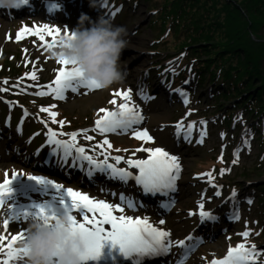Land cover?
Wrapping results in <instances>:
<instances>
[{
    "label": "rangeland",
    "instance_id": "1",
    "mask_svg": "<svg viewBox=\"0 0 264 264\" xmlns=\"http://www.w3.org/2000/svg\"><path fill=\"white\" fill-rule=\"evenodd\" d=\"M60 1L65 5V13L59 14L62 16L65 15L64 17L69 15V17L75 20L76 23L73 21H62L60 18H58V22H54L53 18H48L46 16L44 18L37 15L23 19H10L7 18L9 9L0 8V70L7 71L8 68L6 69V67L14 66L19 71V74H22L20 78L15 79L3 76L4 78L0 80V126L3 125L5 127L7 122L14 124L12 139H17V142L14 143L12 149H9L8 151L6 150V143L3 141L2 146H0V154L5 153V155L9 156L14 153L17 147L24 149L23 152H20L17 155V159L15 158V160L12 161L8 160L7 165H2V162H0V183L6 178H11L13 174H16L14 178L19 179H35V176H40L43 177L44 180L50 182L57 181L61 183V181H64L61 175H51L41 167L43 165L42 161L46 159L49 154V148L47 147L49 129L58 133L68 134L86 128L89 129V131H93L87 133L78 132L77 144L81 141L87 152L92 155L94 154V156L97 157L100 152L104 151V149L99 147V144L104 140L105 136H107L110 142H124V144H122V152L125 149V142L128 145L127 147L130 146L133 149H138L143 145L144 147L152 148L163 147L168 149L170 147L171 151L173 146H169L168 142L170 140L174 142L175 140L172 135V131L173 133L175 132V127L173 126V129L171 127L173 124L176 125L183 120L195 121L201 125L203 120L208 119L210 127L207 128L206 144L203 147L195 146V149H184L182 151V155L185 156L183 157V160L185 161H183L184 165L182 164L183 172L180 179L183 193L181 195V200L177 203L175 209L177 211H175L173 215L168 216L167 222L161 226L169 228L171 231V240H174V242L183 239L187 233L192 231V229H195L198 223V215L196 214V216H193L191 215V212L199 213V211H201V201L204 203V209L221 205L225 201L226 195H230V193H226V180H233L240 185L237 186V188H243L244 191H246V187H253L250 191L256 193L257 198L254 204H251V206L248 205V208L243 209L245 217L240 221L239 226H236L233 232L229 233V235H225L221 238L223 240L222 243L225 247V251L230 247L237 246L241 243H247L249 246L255 244L259 250H264V241H261L260 238L257 239L258 234L261 231H264V138L262 137L264 133V121L259 123L260 126H257V123L253 124L246 118L243 109H239L238 113L234 116L232 126L236 124L235 127H232V129L222 127V125L218 124V119L224 117V112L228 107L229 109L234 108L235 106L233 104H236V102L232 103V101H227L225 98L220 99L219 102V98L216 101L211 100L213 93L210 83H206L198 91H191V93H189L191 95L190 105H183L175 99L168 101L165 96H160L159 99L153 101L152 98L154 95L152 92L155 93L157 90L155 86L158 83L161 84L162 87L165 85L168 90L170 89V91L175 93H177L178 90L183 89L182 87L173 86L172 83H165L164 78L167 79L169 75L171 78L174 76L177 77L183 70L188 73V81L191 82H195V76L190 68L191 63L186 62L184 64V61L181 60L179 54H173L171 52L173 57L170 58L166 53L168 50H164L163 53H158L156 51L155 45L159 44L158 37L162 33L158 27L155 28L153 26L156 15L155 13H151V4L149 1L147 3L145 0H139L136 8H132V6L125 1L120 2L119 0H112L113 4L110 6L105 0H96V3L100 4L103 8H105L103 6L104 4L108 8L104 9L106 13L109 10V14L107 13L105 16L110 15L111 18H114L116 25L124 26L127 29V39L131 43H143L140 45L139 50L133 48L134 51L131 53V56H129L130 59H133L135 62L138 61V63L130 65L129 61L123 55L121 58V65L126 74L122 80L115 82L106 88L91 89L79 86L75 92L67 90L68 93L64 94L63 99H55V94L49 92L48 89L43 86L55 80V77L58 74V69L63 67V65L59 64L57 59L49 55V49L44 46V43L40 41L38 36L25 33L22 34L20 40H17L16 35L25 26L35 29L38 25L43 24L60 27L62 30L61 35H64V30L67 27L75 28L77 26L79 17L83 13H87L92 19L97 21L101 17V15H96L94 12L84 10L86 9L85 5L88 3L84 5L83 11H80V5L82 3L69 6L68 4L74 0ZM44 2L45 0H42V3ZM87 2H90V0H87ZM229 2L237 5L244 16L248 18L247 21L250 29L252 28L257 33L264 36V33L254 24H258L255 17H250L247 14L246 8L239 3V0H229ZM263 2L264 0L262 3ZM117 3H119V6H117ZM121 4L126 5L125 10H122ZM2 12L7 16H3ZM72 12L74 13L72 14ZM252 35L256 37L255 32L252 33ZM163 36L165 40L160 44H165L168 39L171 42L169 46L172 48L173 46L176 47L177 37L175 34L167 39L166 33L163 34ZM48 39L50 40L51 38ZM141 56H143V61L141 60ZM20 64L24 67V64H30L31 72H36L37 79L33 80L30 75L25 76L24 69ZM135 74H139L141 80L134 88V85H132V77ZM5 80H7V83H5ZM160 80H162L163 83H161ZM125 88L131 90L130 101H125L122 96L114 95V93ZM5 89H7V91H5ZM22 90L32 97H45L49 104L55 105V107L51 109L52 111L60 113L59 111L63 110L65 111V114L70 117L75 114L77 117V124H75L74 128L72 127V129L68 131L66 129V123L62 126L59 123V121H61L60 118L56 117L54 121L49 112L41 111L43 107H49L51 105L35 106L31 103L29 104V110H31V112H25L21 121L18 122L15 120L17 119V116L15 117L16 112L12 113V111L16 110V108L14 109V106L17 105V102L14 100L10 104L4 103L5 105H3L2 102L7 97L18 95ZM150 90L151 93L149 92ZM41 91L47 92L48 94L39 95ZM180 92L181 91H179V93ZM193 93L194 95L192 96ZM144 95L152 97L146 100V102L150 103V106L153 109L152 111L145 110L144 115L146 118L141 126L133 127V129L127 132L118 130L117 132L107 134L95 130V121L98 119L99 109L108 108L110 110H116L120 103L128 102L129 104H134L137 106L138 110H140L141 107L146 106L144 105L145 101H142V96ZM114 98L117 103H109V101ZM28 99L34 101L31 97ZM53 100H55L56 103ZM146 108H149L150 110L149 106H146ZM161 108L162 111L155 112V110L157 111ZM189 112L192 113L191 116L188 115ZM156 114L159 116L155 118L154 115ZM99 115H103V113H99ZM153 116L154 120L152 118ZM179 118L182 119L178 121ZM78 123L83 124L80 125ZM35 129L38 130L36 131ZM63 129H65L66 132H63ZM137 129H147L149 135H151L153 139L151 141L136 140L134 143H131L134 141V139H131V142H128L130 138L134 137L132 131ZM88 134L93 137L91 143H94V147L87 146L83 142V138ZM46 139L47 142H45ZM59 139L70 140L71 136L62 134L59 135ZM243 141H247L246 147L239 152L238 162L233 163V161L236 160L237 150ZM249 143L251 145L250 148L248 146ZM50 146L52 150H54L55 146ZM114 146L119 147L120 144L115 143ZM104 147L107 148L106 145ZM60 153L62 152L60 151ZM133 153H135V155H133ZM29 155V159L26 160ZM146 155L147 153L143 151L135 150L129 154H123L122 156L125 157L124 162L126 163V160L129 157L138 159L143 158ZM216 157L220 159L223 157V165L213 168L211 166ZM103 158L105 159L104 155ZM124 165L127 167V163ZM200 169L205 170L200 171ZM224 169H230V171L225 172ZM209 172L214 176V183L217 187H213L212 177L204 175ZM245 174L246 177H252L247 179L244 177ZM73 185L79 191L86 192L113 204H120L118 199L111 198L110 195L114 196L113 193L108 195L100 192H92L88 188H85L80 182ZM219 186L224 187L226 190V192H224L225 197L221 199L216 197L217 192H219ZM206 189H211V191L215 193V196L214 194L209 193L207 197H202V193ZM36 193L37 192L33 194L35 199L38 200L43 198L42 195ZM212 198L214 199V202H211ZM125 200L127 201L129 199L126 198ZM124 213H130L133 217L142 216L140 213L137 214L126 207H124ZM28 222L29 220L23 217L22 221L15 222L11 225L7 235L10 237L11 235H14L16 231L27 229ZM249 229H251L252 235L249 236V239H246L241 233L248 231ZM5 232V229L4 232H2L0 225V235H5ZM229 236H232V238L229 239ZM209 242L210 243L202 247V251L196 257L190 260V264H207V262H211L213 258L224 254L225 251L222 253L216 251L220 242ZM16 246L19 247L20 242H17ZM3 258L4 255L0 254V259ZM261 259L264 261V256H261ZM18 264H22V262H18Z\"/></svg>",
    "mask_w": 264,
    "mask_h": 264
},
{
    "label": "snow or ice",
    "instance_id": "2",
    "mask_svg": "<svg viewBox=\"0 0 264 264\" xmlns=\"http://www.w3.org/2000/svg\"><path fill=\"white\" fill-rule=\"evenodd\" d=\"M61 28L55 27L49 24H43L38 26L35 29L25 26L20 30L16 35V39L20 40L22 34H34L39 37L40 41L44 43L48 49L53 48L60 41L61 37ZM69 34L65 30V34ZM48 38H51L50 40ZM26 51V50H25ZM58 63L64 67L58 69V74L55 77V80L47 85L43 86L48 89L49 92L55 94L56 97L63 99L64 93L68 89L76 91L77 87L84 86L91 89H98L100 85L95 80L89 79L84 76L82 69L75 66L73 62L68 60H58ZM31 76L33 80L37 79L36 72L25 73V76ZM191 81H189L190 83ZM7 83V80H5ZM7 91V89H5ZM181 91L182 94L186 97L185 103H191L190 95L188 93ZM47 92L41 91L39 95H47ZM116 96H122L125 101L131 100V90L119 91L114 93ZM143 98L148 100L152 97L144 95ZM111 104H116V99L109 101ZM55 105L49 107H43L41 111L49 112L52 119L55 121L57 117V112L52 111ZM103 113V115H99ZM189 116L192 115L191 112L188 113ZM144 117L141 112L138 110L137 106L134 104H129L127 102L120 103L116 110H110L108 108H101L98 111V119L95 121V130L100 133H114L119 131L127 132L130 129H133L134 125H138ZM61 126L65 121H59ZM204 127L201 129L200 143L204 142V138L207 135V121L202 122ZM178 132L177 135L180 136L185 133L184 121L181 120L176 125ZM196 129V122L193 121L190 127L187 129V136L185 137L191 141L192 134ZM78 132L87 133L88 129H80ZM78 132L68 133H58L52 129H49L48 135V144L56 146L54 148L55 153H59L63 149V154L65 160L73 153H79L77 159L81 161V167L83 166L82 162L87 160L90 162V165H94L95 168L99 171H109L110 176L115 177L116 179L127 182L131 179H135L139 185H141L146 193L150 194H169L177 190V181L180 178L182 171V165L180 159L176 155H172L165 149L161 147H144L141 145L140 148L136 151H143L148 153L146 159H134L129 157L126 160L128 168L118 167L119 162L125 161V157L116 156L113 159L117 161L116 164L109 163L108 157L110 153L108 152L109 148H112L111 142L105 136L104 140L99 144V147L104 149L101 153L105 156L103 161L98 160L92 155H88L85 147L78 146L77 136ZM70 135V140H61L58 139L59 135ZM132 135L141 141H151L153 137L149 135L147 129H137L132 131ZM226 135V134H225ZM85 139L92 140V136H85ZM247 143V141H246ZM107 145V148L104 146ZM249 148L251 147L249 143ZM117 151H120L117 149ZM127 151V149H124ZM239 149L236 153V160L233 163H237L239 160ZM135 155V153H133ZM223 160V157H221ZM75 166V165H73ZM131 168H136L139 170V174L135 175L130 170ZM91 173V169H89ZM225 172L230 171V169H224ZM16 174H13L11 178H6L2 183H0V208L5 204L4 197L12 191L10 185L12 179ZM204 175L212 177L213 187H217L214 183V176L211 172L205 173ZM35 179L40 182H44V178L40 176H35ZM57 187H62V185H57ZM220 192H217V195H222V186ZM67 192L71 197L74 205L79 208L83 206L88 210L90 215H85L83 222L77 220L76 216H72V229L76 232H79L84 236L87 242V248L83 253L84 261L90 259H97L101 256L102 250L104 247V242L106 240H111L115 244L120 246V251L124 257L128 260H131L133 264H144V261L149 258H157L160 256L167 255L172 247L173 241L171 240V233L168 230H165L162 227H158L149 221L147 216H131L124 213V207L119 204H113L107 202L103 199H97L96 197L90 196L86 192L74 190L73 188H67ZM206 195V193H205ZM238 193L233 192L230 199L235 200ZM120 199L123 201L125 197L121 195ZM252 200H249V203H252ZM129 208H134L135 204L132 199L127 201ZM163 207H169L168 203H165ZM200 216L202 222H217L220 218L214 215L213 212L204 210L203 201L200 202ZM197 213L192 212L191 215L195 216ZM38 217H43L44 219H52L53 216H49L44 207H40L39 212L37 213ZM233 219H240L238 212H234ZM9 218L4 220L5 229H9ZM164 221L160 220L159 224H163ZM110 225V230L106 227ZM27 230L22 229L16 231L14 235L10 237L5 235H0V254L4 255L3 259H0V264H18V262L24 261L27 257V249L22 247V242L26 239ZM245 238L252 235L251 229L241 233ZM196 239L194 236L187 237L186 240L176 241L175 244L179 247L185 248L186 252L182 257L181 261L178 264H186V261L191 255V251L195 248V244L189 245L188 241ZM230 239V237H229ZM6 242V243H5ZM17 242H20V246L17 247ZM264 256V250H259L257 245L252 244L249 246L247 243H241L236 247L230 248L227 256L224 259H216L212 264H264V261H261L259 258ZM206 259V258H205Z\"/></svg>",
    "mask_w": 264,
    "mask_h": 264
},
{
    "label": "trees",
    "instance_id": "3",
    "mask_svg": "<svg viewBox=\"0 0 264 264\" xmlns=\"http://www.w3.org/2000/svg\"><path fill=\"white\" fill-rule=\"evenodd\" d=\"M148 1L156 13L155 27L162 34L169 31V37L173 34L177 37L176 47H170L167 39L161 49L191 51L198 59L195 71L201 82L224 84L223 98L244 106L252 117L264 112V36L249 28L248 18L237 5L229 0ZM262 1L239 0V3L250 17H255L258 24H254L264 33ZM254 32L256 37L252 35ZM7 68L8 72L0 70V76L19 73L14 66ZM231 115L226 121H231Z\"/></svg>",
    "mask_w": 264,
    "mask_h": 264
},
{
    "label": "clouds",
    "instance_id": "4",
    "mask_svg": "<svg viewBox=\"0 0 264 264\" xmlns=\"http://www.w3.org/2000/svg\"><path fill=\"white\" fill-rule=\"evenodd\" d=\"M29 0H0V8L22 9ZM92 6L97 7L96 0ZM63 35L49 55L57 60H68L82 69L85 77L106 88L122 80L125 71L121 65L123 53L130 41L127 29L116 25L114 18L102 15L94 20L81 14L77 26ZM73 214H56L52 219L37 217L29 220L24 264H83L87 242L72 229Z\"/></svg>",
    "mask_w": 264,
    "mask_h": 264
},
{
    "label": "bare ground",
    "instance_id": "5",
    "mask_svg": "<svg viewBox=\"0 0 264 264\" xmlns=\"http://www.w3.org/2000/svg\"><path fill=\"white\" fill-rule=\"evenodd\" d=\"M8 12H10V10H8ZM17 15H19V14H15L14 16H17ZM62 18H63V16H62ZM68 19L69 18H67V20ZM73 29L74 28L67 27L65 30H67V31L70 32ZM65 30H64V34H65ZM141 44H143V43H140V44H138V43L136 44L135 43L134 44V43H131L130 42L128 48L123 53V55L125 56V58L129 61V64L130 65H134V64L138 63V61L135 62L133 59H130L129 56H131V53H133V51H134L133 48L134 49L136 48L137 50H139ZM141 60L143 61V56H141ZM140 80H141V77L139 76V74H135L132 77V83H133L132 85H134V88H135L136 85L139 84ZM205 84L206 83L204 82V85ZM188 85H189V82H188ZM155 87H156V89H158V88L161 87V84L158 83V84H156ZM123 90L124 91H127L129 89L128 88H125ZM123 90H121V91H123ZM145 110L151 111L148 108H146V106H143V107L140 108L139 111L142 112L141 114L144 117V119L146 118L145 115H144ZM154 116L156 118L159 115L156 114ZM154 116L152 117L153 120H154ZM1 136H2V133L0 134V137ZM16 142H17V139L16 140H13L10 137L9 138V143L7 145L6 150L8 151L9 149H12V146H14V143H16ZM245 146H246V144H245V142H243L241 144L240 149L241 148L242 149L245 148ZM163 149H165V148H163ZM23 151H24L23 148L17 147L12 155L7 156V155H5V153H1L0 154V162H2V165H4V164L7 165L8 160H11L12 161V160H15V158L17 159V155L20 152H23ZM165 151H167V150L165 149ZM170 154L174 155L172 152ZM175 155L178 156L177 154H175ZM29 157H30V155L26 158V160L29 159ZM75 159H77V158H75ZM138 159H142V158H138ZM73 161H74V155L72 153L68 157L67 164L71 166V162H73ZM78 161L81 163L80 160H78ZM48 163H50V162H46V164H48ZM83 163H84V161H83ZM87 165L91 169L92 168L93 169H96L95 166L94 165H90L89 162H87ZM41 167L43 168V166H41ZM88 167L86 168V171L89 169ZM6 168H7V166H6ZM132 169L135 170V168H132ZM79 171H81V170H79ZM52 172L56 173L54 170ZM59 173H60V171L58 173H56V174L59 175ZM63 173H64V169L61 170L60 175H63ZM181 173H182V171H181ZM84 174L85 175H88L85 172H84ZM78 178L79 179H83V176H82V173L81 172H79L77 174V177L75 179H78ZM63 179H64L65 183L64 182L59 183L57 181H52L51 182L52 184L45 183L44 185H37V184L34 183V184H27V185L24 184V185H20V186L14 184V182H13L14 180H19L18 178L12 179V182H11V185H10L12 191L10 193H8L4 197L5 204H4V206L2 208H0V225H1V228H2V232H4V229H5L4 220L6 218H9L10 219L9 220V226L11 227V225L14 224L15 222L22 221V218L23 217L27 218L28 220H31L33 218H37L38 217L37 216V213L39 212V209H40L41 206L46 209V211H47V213H48L49 216H53V215H56V214L63 215V214L71 213V214H73V216H76V218H77L78 221L83 222L84 216L85 215H90V213H88V210L86 208H84L83 206L77 208L74 205L71 197L69 196V194L67 192V188L71 187L74 190H77V188L70 182L73 179L68 180V177L63 178ZM57 185H62V187H56ZM91 189H92V192H95L96 191V189L94 187H92ZM35 192H37L36 194L42 195L43 198H40L38 200L35 199L34 196H33V194ZM182 193H183V191H182V189H180L176 193L174 199L176 201H179L181 199ZM209 193L210 194L212 193L215 196V193H213L211 191V189L209 190ZM90 196H92V195H90ZM240 196L241 195H239L237 198H235V200L230 199V197H229L228 200H227V202H235L237 199L239 200ZM92 197H96V196H92ZM96 198L97 199H101V198H98V197H96ZM120 204L122 206L126 207V208H129L127 202L126 203H121L120 202ZM170 206L171 207H167L166 210H165V212H166V214L168 216H170V214L168 213L169 210H171V208H173L172 205H170ZM129 209L131 210L133 208H129ZM133 211H136V209H134ZM155 214H156V212H153V213H151L150 216L149 215L147 216L149 218V221L151 223H153L154 220H150V219H155ZM126 215H131V214L130 213H127ZM171 215H173V213H171ZM163 216H165V214ZM10 227L7 230L5 229L6 232L4 234H7V232L10 230ZM106 227L110 230V225H108ZM234 229H235V226L233 224V225H231L229 227V229L225 230L222 234H220V235L217 236V238H219V239H217L216 241L217 242H220V244H218V246L216 248V251H218V253H222V252L225 251V247L223 246V243H222L223 240L221 238H223L225 235H229V233L233 232ZM26 230L28 231V229H26ZM229 237L232 238V236H229ZM232 247H236V246H232ZM232 247H230V248H232ZM230 248L227 249L224 252V254L220 258H217V259H224L227 256ZM148 264H152V263L149 262Z\"/></svg>",
    "mask_w": 264,
    "mask_h": 264
}]
</instances>
